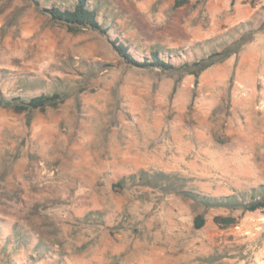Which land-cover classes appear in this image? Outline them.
Wrapping results in <instances>:
<instances>
[{"label":"rangeland","instance_id":"obj_1","mask_svg":"<svg viewBox=\"0 0 264 264\" xmlns=\"http://www.w3.org/2000/svg\"><path fill=\"white\" fill-rule=\"evenodd\" d=\"M102 1L139 59L247 39L195 82L128 65L32 0H0V92L70 90L43 110L0 108V264H264V210L183 192L246 199L264 183V0Z\"/></svg>","mask_w":264,"mask_h":264},{"label":"trees","instance_id":"obj_2","mask_svg":"<svg viewBox=\"0 0 264 264\" xmlns=\"http://www.w3.org/2000/svg\"><path fill=\"white\" fill-rule=\"evenodd\" d=\"M36 7L45 14L50 20L65 25L71 32L92 30L105 36L114 51L130 66L144 69H156L167 74H175L183 76L192 75L195 82L198 81L200 74L220 62L230 55L236 53L239 47L244 43L247 37H242L225 44L219 51H213L208 55H201L199 58L195 56L189 59H183L177 62L164 57L157 47H149V54L143 58H136L129 50V45L125 40H121L116 36H112L110 31V23L107 14L105 2L102 0H43L41 4L38 0H32ZM190 0H174L175 6L188 4ZM234 0L230 3L233 4ZM26 82V81H25ZM70 90L40 91L38 93H28L21 89L18 93H2L0 92V108H8L14 111H33L43 110L47 106H56L66 100ZM144 171L139 174L141 180ZM164 175V174H161ZM185 196L195 203L202 205L204 208L223 207L225 209L253 212L256 210H264V183L258 187H252L246 195H237L234 193L227 195H207L193 191H183ZM213 221L221 226H229L235 222V218L231 215H215ZM205 223V217L202 212L197 213L193 218V227L200 228ZM17 239L25 242L28 237L19 233H13Z\"/></svg>","mask_w":264,"mask_h":264},{"label":"built area","instance_id":"obj_3","mask_svg":"<svg viewBox=\"0 0 264 264\" xmlns=\"http://www.w3.org/2000/svg\"><path fill=\"white\" fill-rule=\"evenodd\" d=\"M252 264H257V263H252Z\"/></svg>","mask_w":264,"mask_h":264}]
</instances>
